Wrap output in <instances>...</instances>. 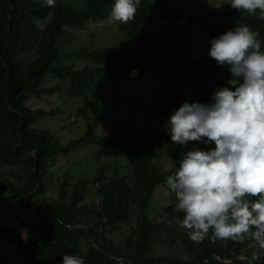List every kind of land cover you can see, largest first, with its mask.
Instances as JSON below:
<instances>
[{"label": "trees", "instance_id": "obj_1", "mask_svg": "<svg viewBox=\"0 0 264 264\" xmlns=\"http://www.w3.org/2000/svg\"><path fill=\"white\" fill-rule=\"evenodd\" d=\"M80 1L81 9L74 10L59 2L49 7L35 0H0V168H9L8 174L16 180L0 176V244L14 246L24 264H62L64 255L81 257L84 264H264V249L256 253L257 259L249 255L253 250L250 247L256 244L251 238L243 242L213 241L210 232L209 237L196 243L189 238L187 229L180 233L178 243L186 253L184 259L169 254L155 257L154 236L178 226L168 221L174 217L182 219L183 213L175 209L174 203L161 210L162 222L153 223L147 216L154 189L166 186L170 175L152 164L156 157L153 147L170 148V160L177 169L187 151L214 147L200 142L176 145L166 130L168 117L185 101L210 103L216 88L228 86L227 69L217 66L208 54L211 39L233 27L247 25L259 33L264 50V20L243 10L236 11L229 0H223L213 12L215 20L201 18L207 36L206 50L198 61H192L191 54L199 47L195 42V20L189 18L179 26V9L170 4L171 0H141L134 20L128 22L127 46L80 49L76 54L91 67L74 70L62 66L51 72L68 84L73 96H82L90 84H94L96 92L103 85L113 101L104 116L96 115L87 123L80 138L63 146L48 130L30 127L39 117L56 115L59 110L30 109L26 102L29 97L59 91V86L42 89L41 82L59 59L57 42L63 28L80 29L89 22H107L111 11L104 9L115 2ZM211 1L194 0L201 9H206ZM37 21L46 24L39 29ZM165 46L169 53L165 67L148 61H158L155 57L161 55L160 49ZM34 50L36 58L21 67V56ZM133 72L159 81L151 101L125 102L120 87ZM84 103L76 112L77 117H85L90 104L87 99ZM119 110L135 112L141 118L144 125L139 138H130L124 124L115 119ZM105 120L113 122L105 153L121 154L128 173L120 175L119 167L114 165L112 176L107 177L103 172L108 169H100L92 180L74 183L70 194L67 180L63 179L57 198L44 199L49 163L57 156L91 145L95 130ZM125 121L128 124L127 118ZM91 186L96 187L97 203L87 200ZM4 220L25 230L29 237L24 240L17 230L2 225ZM131 220L134 223L128 237L121 247L116 246L108 233ZM81 240L90 246L88 256L80 250ZM4 263L0 254V264Z\"/></svg>", "mask_w": 264, "mask_h": 264}, {"label": "clouds", "instance_id": "obj_2", "mask_svg": "<svg viewBox=\"0 0 264 264\" xmlns=\"http://www.w3.org/2000/svg\"><path fill=\"white\" fill-rule=\"evenodd\" d=\"M56 0H45L49 7ZM141 0H115L109 24L134 20ZM236 11L264 20V0H229ZM259 33L240 25L213 37L209 56L225 67L226 87L214 90L210 103L185 101L166 121L171 141L214 145L193 148L167 176L165 184L177 198L173 218L196 243L206 237L243 242L251 238L264 249V50ZM256 255L253 259H257ZM62 264H84L64 255Z\"/></svg>", "mask_w": 264, "mask_h": 264}, {"label": "rangeland", "instance_id": "obj_3", "mask_svg": "<svg viewBox=\"0 0 264 264\" xmlns=\"http://www.w3.org/2000/svg\"><path fill=\"white\" fill-rule=\"evenodd\" d=\"M35 1L43 3V6L46 5L45 0ZM222 1L213 0L206 9H201L195 4L194 0H171L170 4L177 6L179 9L177 25H183L189 18L195 20V42L199 47L191 54L192 61H198L201 58V53L206 50L207 36L202 30L201 18L204 16L210 21L215 20L216 18L213 12L219 8ZM56 2L63 3L65 6H69L74 10H79L82 7L80 0H56ZM112 5L106 7L104 11H111ZM45 24L46 21L36 22L39 29H42ZM128 26V23L124 24L120 22L113 24L103 22L100 25L89 22L85 24V27L80 29L63 28L62 36L57 42V56L59 59L51 65L50 72L46 74L41 82L42 89H50L57 86L60 89L55 93H45L39 98L29 97L26 102V106L30 109H40L47 112L59 110V113L56 115L41 116L30 127L38 130H48L61 145L66 146L70 141L78 139L84 134L87 123H91L96 115H105L106 109L112 106L113 101L103 85L96 92L94 84H90L89 87L84 89L82 96H73L68 84L61 82L51 72L58 70L62 66L71 67L74 70L91 67L92 65L89 62L80 59L76 54L80 49L84 48L88 51H93L99 48H120L127 46ZM160 52L161 55L155 57L158 61H154L152 58L148 61L165 67L169 57L168 48L166 46L162 47ZM35 58L36 50L21 56L19 64L21 67H24L27 62ZM94 83L96 84V80ZM159 84L156 78L141 72H133L129 79L122 83L120 90L123 93L126 103L131 101L138 102L140 100L151 101L152 93L157 90ZM85 99L88 100L90 106L85 110V117H77L76 112L84 107ZM121 110H119L115 119L120 120L124 124L125 131L130 138H139L142 135L141 129L142 125H144L143 121L135 112L121 113ZM125 118H127L128 124ZM112 127V120H105L95 130V140L91 145L71 151L65 156H57L49 163L46 167L48 176L44 180L46 187L44 199L54 200L57 198L58 186L63 179L67 180V192L70 194L74 183L78 180H92L100 169H108V171L103 172L107 177L112 176L113 170L111 167H114V165L119 167L120 175L128 173L127 163L121 154L105 153L106 141ZM161 147H153L155 148V153H153L154 155L156 154V157L152 161V164L159 170L172 174L178 169L170 160V148L166 146ZM9 170V168H0V176L16 182L8 174ZM90 188L91 190L88 193L87 200L97 203L96 187L91 186ZM168 191L164 185H159L154 189L147 205V216L151 222H162L161 210L178 202L174 194H165ZM133 223L134 221L131 220L129 224H121L116 227L115 231L108 233L109 238L116 246L121 247L123 245ZM1 224L17 230L24 240L29 237V234L25 230L8 220L2 221ZM183 231L184 228L175 225L170 231L163 230L155 235L152 255L158 257L169 254L172 256H180L184 259L186 253L182 251V246L178 244L180 233ZM250 248L253 249L249 254L250 256L256 255L261 250L257 243ZM80 250L84 256L90 254V246L84 240L80 241ZM0 254L5 260L4 264H24L19 252L10 244L1 243Z\"/></svg>", "mask_w": 264, "mask_h": 264}, {"label": "water", "instance_id": "obj_4", "mask_svg": "<svg viewBox=\"0 0 264 264\" xmlns=\"http://www.w3.org/2000/svg\"><path fill=\"white\" fill-rule=\"evenodd\" d=\"M245 259V258H244ZM246 260V259H245ZM250 264H252V263H250Z\"/></svg>", "mask_w": 264, "mask_h": 264}]
</instances>
